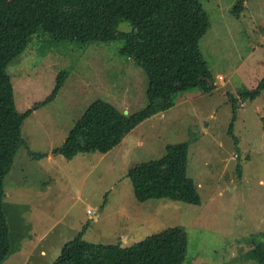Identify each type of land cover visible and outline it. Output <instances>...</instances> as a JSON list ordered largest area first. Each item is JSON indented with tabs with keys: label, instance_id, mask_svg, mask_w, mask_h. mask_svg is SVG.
<instances>
[{
	"label": "rangeland",
	"instance_id": "obj_1",
	"mask_svg": "<svg viewBox=\"0 0 264 264\" xmlns=\"http://www.w3.org/2000/svg\"><path fill=\"white\" fill-rule=\"evenodd\" d=\"M201 1L212 22L202 49L217 92L178 94L174 108L140 125L108 155H80L69 162L54 152L95 100L129 114L146 107L150 81L121 55L124 41L54 43L39 33L9 64L20 113L49 97L60 73L69 77L60 97L24 124L28 144L4 183L11 253L3 264H55L63 247L83 231L87 243L130 247L179 227L188 240L183 264H259L247 254L252 247L246 242L257 237L256 245H264V93L255 102H243L240 95L264 79V0H247L240 17L233 14L239 0ZM229 95L239 101L238 143L229 135ZM185 142L188 177L203 205L140 204L129 173L162 159L167 145ZM29 151L49 157L36 160Z\"/></svg>",
	"mask_w": 264,
	"mask_h": 264
},
{
	"label": "trees",
	"instance_id": "obj_2",
	"mask_svg": "<svg viewBox=\"0 0 264 264\" xmlns=\"http://www.w3.org/2000/svg\"><path fill=\"white\" fill-rule=\"evenodd\" d=\"M246 1L239 0L233 14L240 17ZM123 24L130 30L122 31ZM211 28L201 0H0V264L11 253L4 183L21 147L28 144L24 124L35 110L56 99L69 77L60 73L50 96L20 113L15 84L7 73L9 64L42 33L54 43L124 41L121 55L145 72L150 81L146 107L126 115L114 104L95 100L54 152L71 162L80 155L112 153L140 125L174 108L182 92L200 90L206 96L217 92V80L202 49ZM263 93L264 79L254 91L242 92L240 100L255 102ZM229 101L233 109L229 135L238 143L234 127L239 101L230 95ZM29 155L40 161L48 157L31 151ZM188 157V143L170 144L162 159L133 169L129 177L137 201L146 205L169 200L201 207L199 188L188 177ZM84 234L63 247L55 264H183L188 253L187 234L180 227L130 247L90 244L83 240ZM255 240L247 239L252 247L247 254L264 264V245H256Z\"/></svg>",
	"mask_w": 264,
	"mask_h": 264
},
{
	"label": "crops",
	"instance_id": "obj_3",
	"mask_svg": "<svg viewBox=\"0 0 264 264\" xmlns=\"http://www.w3.org/2000/svg\"><path fill=\"white\" fill-rule=\"evenodd\" d=\"M29 80H31V78H30ZM25 82H26V81H25ZM63 88H64V87H63ZM62 91H63V89L61 90V92L59 93V95L56 97V100L60 97ZM33 95H34V94H33ZM41 102H42V101H41ZM38 103H39V102H38ZM51 103H52V102H51ZM33 107H34V106H33ZM36 112H37V111H36ZM36 112H35V113H36ZM32 114H33V113H32ZM82 115H83V114H82ZM72 128H73V127H72ZM71 130H72V129H71ZM125 141H127V138L124 140V142H123L121 145H123V144L125 143ZM117 148H118V147H117ZM48 157H49V155H48ZM51 158H54V156L52 155ZM41 254H42L43 256H45V255H46V252L43 251Z\"/></svg>",
	"mask_w": 264,
	"mask_h": 264
},
{
	"label": "water",
	"instance_id": "obj_4",
	"mask_svg": "<svg viewBox=\"0 0 264 264\" xmlns=\"http://www.w3.org/2000/svg\"><path fill=\"white\" fill-rule=\"evenodd\" d=\"M125 114H126V115H128V114H129V112L127 111Z\"/></svg>",
	"mask_w": 264,
	"mask_h": 264
},
{
	"label": "built area",
	"instance_id": "obj_5",
	"mask_svg": "<svg viewBox=\"0 0 264 264\" xmlns=\"http://www.w3.org/2000/svg\"><path fill=\"white\" fill-rule=\"evenodd\" d=\"M89 214H91V213L89 212Z\"/></svg>",
	"mask_w": 264,
	"mask_h": 264
}]
</instances>
